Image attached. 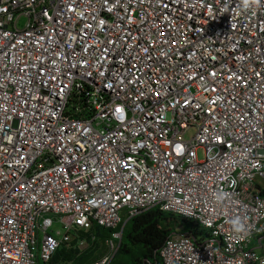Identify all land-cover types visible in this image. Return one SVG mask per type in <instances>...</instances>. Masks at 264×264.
<instances>
[{
	"label": "built area",
	"instance_id": "1",
	"mask_svg": "<svg viewBox=\"0 0 264 264\" xmlns=\"http://www.w3.org/2000/svg\"><path fill=\"white\" fill-rule=\"evenodd\" d=\"M151 207L209 231L160 264H264V0H0V264Z\"/></svg>",
	"mask_w": 264,
	"mask_h": 264
},
{
	"label": "trees",
	"instance_id": "2",
	"mask_svg": "<svg viewBox=\"0 0 264 264\" xmlns=\"http://www.w3.org/2000/svg\"><path fill=\"white\" fill-rule=\"evenodd\" d=\"M122 224L123 222L116 229L97 224L89 230L75 228L72 239L56 250L52 262L54 264H90L103 252L101 246L107 245L106 240L111 238L112 233L121 232L117 251L109 264H140L145 259L160 264L158 250L166 238L178 229V226L183 231L193 233L197 241H201L209 234V231L205 229L203 234L200 229L202 227L193 219L165 212L159 207H151L128 219L124 226ZM125 237L130 243L124 241ZM81 241L87 243L84 248L80 247ZM131 245L135 248L133 249ZM122 252L129 254L130 258L118 257Z\"/></svg>",
	"mask_w": 264,
	"mask_h": 264
},
{
	"label": "rangeland",
	"instance_id": "3",
	"mask_svg": "<svg viewBox=\"0 0 264 264\" xmlns=\"http://www.w3.org/2000/svg\"><path fill=\"white\" fill-rule=\"evenodd\" d=\"M23 20H21L20 21V23H19V25L20 26H23ZM193 133V131L191 130V131H189L188 132V135H190V134H192ZM199 157L200 158H202V156H203V153H202V151L200 150L199 151ZM125 219L123 220V226H124V224H125ZM178 228H180V226H178ZM57 229H62V225L59 223V222H54L53 223V226H52V230L54 231V230H57ZM201 229V231H202V233L204 234V230H203V228H200ZM205 236V235H204ZM120 240H121V238L120 239H118V241H116L115 243H114V248H112L110 245H102L101 246V249L103 250V252L98 256V258H101V257H103V256H109V257H111V259L114 257V255H115V253H116V251H117V244H119V242H120ZM124 241L125 242H127V243H130V241L125 237L124 238ZM131 247L134 249L135 248V246L134 245H131ZM100 249V250H101ZM129 254H127V253H125V252H122V253H120L119 254V256L118 257H127V259H129L130 258V256H128Z\"/></svg>",
	"mask_w": 264,
	"mask_h": 264
}]
</instances>
